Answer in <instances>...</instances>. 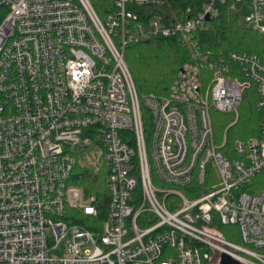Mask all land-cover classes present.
<instances>
[{
	"label": "built area",
	"instance_id": "2783aa9c",
	"mask_svg": "<svg viewBox=\"0 0 264 264\" xmlns=\"http://www.w3.org/2000/svg\"><path fill=\"white\" fill-rule=\"evenodd\" d=\"M111 1L102 17L90 0H0V264H203L205 248L208 264L222 254L264 264V63L196 38L237 4L242 25L264 35V0ZM160 38L192 57L168 95L140 96L127 47ZM252 85L260 134L232 147L225 137L224 153L213 112L234 116L228 131ZM79 165L109 170L101 232L64 220L98 214ZM69 235L66 255L52 257Z\"/></svg>",
	"mask_w": 264,
	"mask_h": 264
},
{
	"label": "trees",
	"instance_id": "16d2710c",
	"mask_svg": "<svg viewBox=\"0 0 264 264\" xmlns=\"http://www.w3.org/2000/svg\"><path fill=\"white\" fill-rule=\"evenodd\" d=\"M100 16H104L105 6L112 3L111 0H90ZM183 9L193 3V0H170ZM4 13L0 12V22ZM202 49L227 55L233 52L251 54L257 56L264 63V35H260L245 28L236 17L224 7L221 15L214 19L209 28L197 34ZM193 49L185 47L175 39H154L148 42L132 44L127 47L126 60L137 90L140 96L155 94L166 96L171 85L177 78L181 66L192 57ZM257 92L254 85L247 90L240 109L238 122L229 128L235 118L232 115L213 112L215 141L222 147L225 137L228 145L232 147L238 139L247 140L260 134L261 115L256 110ZM146 117L148 116L145 111ZM227 147V146H226ZM225 147L221 151L225 153ZM80 177L78 185L84 186L87 197L94 196L98 208L97 216H87L79 210H68V216L64 218L70 225H77L85 230L101 232L102 225L108 218L110 193L108 190L107 168L98 171L77 166L76 175ZM91 225H95L91 226ZM234 226V225H230ZM222 227H225L222 225ZM237 227V226H236ZM238 228V227H237ZM219 234L229 241L230 237L224 235L219 228ZM240 241V230L238 228ZM234 242V241H233Z\"/></svg>",
	"mask_w": 264,
	"mask_h": 264
},
{
	"label": "rangeland",
	"instance_id": "374dc122",
	"mask_svg": "<svg viewBox=\"0 0 264 264\" xmlns=\"http://www.w3.org/2000/svg\"><path fill=\"white\" fill-rule=\"evenodd\" d=\"M232 12L234 16L238 19V21L243 24L245 16L248 12L247 8L244 7L242 4H237L235 5L234 9H232ZM214 117V116H213ZM74 151L78 155V158L82 163H88V164H94L95 161L97 160L96 158V151L90 149V148H85V147H79L77 146L74 148ZM225 226V225H224ZM220 227V226H219ZM220 231L226 235L227 237H230L234 242L239 243L240 241H236L238 239V228L236 226H225V227H220ZM241 240V239H240ZM72 237L69 235L66 237L59 248L56 250H53L51 252V256L54 258H62L63 256L66 255V251L68 249V245L72 243ZM240 244V243H239ZM208 253V249H201L200 250V257L202 260L203 264H208L207 259L205 258V254ZM216 261V260H215Z\"/></svg>",
	"mask_w": 264,
	"mask_h": 264
},
{
	"label": "water",
	"instance_id": "95a60500",
	"mask_svg": "<svg viewBox=\"0 0 264 264\" xmlns=\"http://www.w3.org/2000/svg\"><path fill=\"white\" fill-rule=\"evenodd\" d=\"M220 264H241L227 254H222Z\"/></svg>",
	"mask_w": 264,
	"mask_h": 264
}]
</instances>
